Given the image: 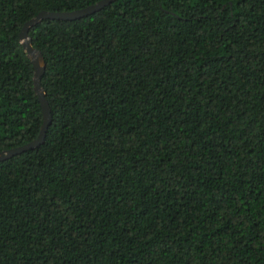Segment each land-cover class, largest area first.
I'll return each instance as SVG.
<instances>
[{
    "label": "trees",
    "instance_id": "trees-1",
    "mask_svg": "<svg viewBox=\"0 0 264 264\" xmlns=\"http://www.w3.org/2000/svg\"><path fill=\"white\" fill-rule=\"evenodd\" d=\"M0 0V152L44 121ZM52 122L0 161V264H264V0H116L29 31Z\"/></svg>",
    "mask_w": 264,
    "mask_h": 264
},
{
    "label": "water",
    "instance_id": "water-1",
    "mask_svg": "<svg viewBox=\"0 0 264 264\" xmlns=\"http://www.w3.org/2000/svg\"><path fill=\"white\" fill-rule=\"evenodd\" d=\"M116 0H100L95 4L87 7L73 10V11H47L43 10L38 13L34 18L30 19L23 26L20 38L22 40L24 49L26 50L29 58L34 65V87L38 94L39 100L43 108L44 121L40 129L38 137L24 145L17 146L8 150L0 152V161H4L13 157L14 155L23 153L27 150L35 149L39 147L46 138L47 130L52 122V114L50 104L46 97V91L42 85V76L46 69V62L44 56L40 50L35 48L32 44V39L29 35V31L32 27L40 23L44 19H61V20H76L100 11L104 7L110 5Z\"/></svg>",
    "mask_w": 264,
    "mask_h": 264
}]
</instances>
